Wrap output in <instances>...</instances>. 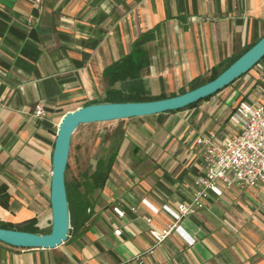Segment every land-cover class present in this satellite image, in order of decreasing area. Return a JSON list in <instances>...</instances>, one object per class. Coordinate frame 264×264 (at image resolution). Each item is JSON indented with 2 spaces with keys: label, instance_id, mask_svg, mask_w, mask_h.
Listing matches in <instances>:
<instances>
[{
  "label": "crops",
  "instance_id": "crops-1",
  "mask_svg": "<svg viewBox=\"0 0 264 264\" xmlns=\"http://www.w3.org/2000/svg\"><path fill=\"white\" fill-rule=\"evenodd\" d=\"M263 36L264 0H0V225L50 230L51 155L64 114L112 92L179 94ZM122 60L141 66L138 78L110 81ZM251 70L194 106L118 121L108 178L66 242H0V264H264V189H225L160 243L150 235L174 224L162 207L188 203L203 174L200 154L189 153L195 139L235 132L229 116L241 100L264 106V58Z\"/></svg>",
  "mask_w": 264,
  "mask_h": 264
},
{
  "label": "water",
  "instance_id": "water-1",
  "mask_svg": "<svg viewBox=\"0 0 264 264\" xmlns=\"http://www.w3.org/2000/svg\"><path fill=\"white\" fill-rule=\"evenodd\" d=\"M263 57L264 36L217 77L194 89L151 101L93 103L64 114L57 126L51 155L50 231L39 234L0 228V242L13 247L43 249H53L66 242L70 230V213L65 187V170L72 135L81 125L143 118L181 110L223 90L249 72Z\"/></svg>",
  "mask_w": 264,
  "mask_h": 264
},
{
  "label": "built area",
  "instance_id": "built-area-1",
  "mask_svg": "<svg viewBox=\"0 0 264 264\" xmlns=\"http://www.w3.org/2000/svg\"><path fill=\"white\" fill-rule=\"evenodd\" d=\"M41 1L33 0L35 4ZM34 115L41 118L43 108L36 106ZM229 122L235 132L223 140L216 141L214 135L199 136L190 147V154L198 152L201 156L203 174L194 180L188 203L179 204L175 209L162 207L174 224L161 233L150 230L156 243L163 241L171 231H178L177 223L203 209L210 196L219 198L223 190L232 187L264 189V106L241 100L230 114ZM143 204L148 205L146 201ZM115 234L120 235V231L116 230Z\"/></svg>",
  "mask_w": 264,
  "mask_h": 264
},
{
  "label": "trees",
  "instance_id": "trees-1",
  "mask_svg": "<svg viewBox=\"0 0 264 264\" xmlns=\"http://www.w3.org/2000/svg\"><path fill=\"white\" fill-rule=\"evenodd\" d=\"M250 47L246 48L245 51H247ZM239 56H237V57L233 58L232 60H230L229 62H227L223 66L222 69H219V67L213 68L209 78L207 80H205V82L200 81L199 78L191 81L189 90L194 89V88H196V87H198V86H200V85H202L208 81L213 80L223 70H225L230 64H232ZM138 59H140V58H138ZM138 59H137V61H139ZM124 62H125V60H122V61L118 62L117 64L113 65L111 67V70L112 69L114 70L112 74H111V72L109 73V71H111V70L108 69L109 71H108V73L106 72V74H108L111 77L110 81H122V80H126V79L132 80V79L138 78L137 74H138V72L141 71V68H140L141 66L138 65V67H137V64H135L132 61L133 67H131V68L125 67ZM234 82L235 81H233L232 83H234ZM220 91H222V90H220ZM220 91L216 92L212 96L216 95ZM183 92H185V91L182 89L181 92H179V94H181ZM175 95H178V94H173L171 96H161V97H144V96H141L139 94L120 95L119 92H114V93L112 92L111 94H108V96L106 97V100L104 102H99V103L142 102V101H151V100L168 98V97H172ZM212 96L207 97L205 99L211 98ZM201 101H203V100H201ZM201 101H199V102H201ZM199 102H197V103H199ZM197 103H194L188 107L194 106ZM173 112H176V111H173ZM113 137H114L113 141H112V143L109 146V149L107 151L108 153L106 155L100 156L96 160V163L94 165V169L91 173H89V172L82 173L81 181L75 183L74 185H70L69 183L65 182L68 205H69L71 228H73L76 217L77 216H83V215L85 216L87 209L89 207H91V205H92V194L95 191H101L104 187V184H105V182L108 178V175L111 171V168H112V165L115 161L116 153H117V145H114L116 143L115 136H113ZM71 199L73 200L72 206H71ZM0 228L11 229V228L4 226V225H0ZM23 231L43 234V233H49L50 230H48V232H41L33 226H27L23 229ZM70 232H71V230H69L68 236L70 235Z\"/></svg>",
  "mask_w": 264,
  "mask_h": 264
},
{
  "label": "rangeland",
  "instance_id": "rangeland-1",
  "mask_svg": "<svg viewBox=\"0 0 264 264\" xmlns=\"http://www.w3.org/2000/svg\"><path fill=\"white\" fill-rule=\"evenodd\" d=\"M207 77L208 75H205L204 79H207ZM230 88L232 87L227 88V90H230ZM182 89L188 91L190 89V85L187 83L179 85L175 91L180 92ZM224 94L225 93L222 92L219 95L221 96ZM120 125L122 124L118 121L93 123L81 125L74 132L71 138L67 168L65 170L66 183L74 185L75 183L81 181L82 173H91L93 171L98 156L103 154V149L108 145V143H104V141L107 142L106 139L108 137L110 139V137L113 136L117 130L116 128ZM72 201L73 200L71 199V206ZM48 229H50V221L49 223L47 222L43 230Z\"/></svg>",
  "mask_w": 264,
  "mask_h": 264
}]
</instances>
